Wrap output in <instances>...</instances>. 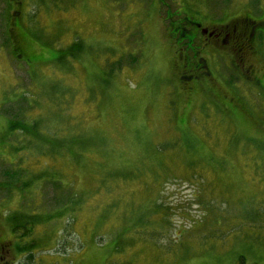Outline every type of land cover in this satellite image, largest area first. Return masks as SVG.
<instances>
[{
    "label": "rangeland",
    "instance_id": "1",
    "mask_svg": "<svg viewBox=\"0 0 264 264\" xmlns=\"http://www.w3.org/2000/svg\"><path fill=\"white\" fill-rule=\"evenodd\" d=\"M20 1L0 0V243H16L8 219L23 221L22 213L31 211L25 186L30 181L40 197L37 213L55 212L59 205L60 214L65 211L62 220L46 225L38 224L44 220L38 216L29 221L38 240L32 264H240V257L244 264H264V98L257 84L224 67L231 52L218 63L222 69L213 54L200 55L211 60L214 80L188 97L182 86L195 81L178 82L181 70L174 68L169 36L185 22L187 7L218 16L251 10L260 18L264 0ZM15 18L19 31L12 41L21 38L25 56L15 55L8 42ZM76 49L81 55L74 59ZM31 55L37 63L27 61ZM254 63L264 71V54ZM232 101L245 110L239 123L218 113ZM170 103L175 110L181 106L178 121L187 123L175 121ZM14 123L27 129L9 133ZM222 146L229 166L223 158L209 163L198 157L212 148L220 153ZM179 168L180 176L186 175L182 168L225 177L212 175L205 192H196L187 184L170 185L168 170ZM239 170L233 185L229 174ZM71 193L83 204L72 216ZM153 193H163L159 203L174 209L162 218L160 232L148 231L160 227ZM223 199L230 207L238 200L239 217L229 221L227 214L216 226L227 211ZM135 210L153 212L139 222ZM119 215L130 216L127 226L125 220L116 223ZM167 225L174 233L187 230L183 248H171L178 237L166 234ZM120 228L131 250L115 256L109 252L117 240L110 236ZM208 229L213 234L202 237Z\"/></svg>",
    "mask_w": 264,
    "mask_h": 264
},
{
    "label": "flooded vegetation",
    "instance_id": "2",
    "mask_svg": "<svg viewBox=\"0 0 264 264\" xmlns=\"http://www.w3.org/2000/svg\"><path fill=\"white\" fill-rule=\"evenodd\" d=\"M18 1L13 0V4L21 5V1ZM235 10L222 12L218 16L219 14L213 12H192V9L187 7L185 22H181L172 33L169 32L177 54V65L174 63V68L182 71L180 79L189 71L190 75L186 80L213 81V72L209 68L211 60L200 55L213 54L217 68L222 69L218 63L223 64V56L231 52L234 56L229 63L223 64L224 67L237 72L242 80H247L248 83H257L254 59L261 55L260 45L264 50V13L258 18L251 10L246 14H237ZM13 21L11 33L14 35L19 31L18 18ZM16 46L19 48L17 40ZM0 264L32 263L27 254L19 253L15 241L10 240L0 243Z\"/></svg>",
    "mask_w": 264,
    "mask_h": 264
},
{
    "label": "trees",
    "instance_id": "3",
    "mask_svg": "<svg viewBox=\"0 0 264 264\" xmlns=\"http://www.w3.org/2000/svg\"><path fill=\"white\" fill-rule=\"evenodd\" d=\"M261 22H263V21H261ZM175 26H172V28H174ZM13 34H11L10 36L8 35V42H9V44L11 45V51L16 55V54H20L21 56L22 55H24L25 56V54H26V52H25V49H24V47H22V44H21V38L19 37V38H17L16 40H17V42H18V47L19 48H17V46H16V42L15 41H12L13 40V36H12ZM14 45V46H13ZM77 46V45H76ZM75 46V47H76ZM260 47L262 48L261 49V54H264V50H263V47H262V45H260ZM80 49V51H83V50H81V48H79ZM76 51L78 52V53H73L74 54V59H76L78 56H80L81 54H80V52H79V50L78 49H76ZM27 61L30 63V64H34V63H37V61L39 60L38 58H35L33 55H31V56H28L27 58ZM176 64L177 65V59H176V57H175V59H174V61H173V64ZM257 70H256V72H257V74H256V79H255V81L257 82L256 84V88H258V89H260V95L264 98V71H262V72H260V68L259 67H257L256 68ZM182 72V71H181ZM180 74V73H179ZM185 75H183V78L182 79H180V77H178V82L182 85V84H184V83H187V82H189V81H193L192 79H189V80H186L187 79V77L190 75V73H189V71H187V72H185L184 73ZM182 75V74H181ZM206 80V79H205ZM234 79L233 78H231L230 80H228V83H229V85L231 86H233V84H234V81H233ZM208 82H211V81H209V80H206V81H204V80H200V81H195V84L193 85V86H191V87H183L182 86V88H183V90H184V94L185 95H188V97L189 96H192V95H194V93H195V90H196V93L197 92H199V89L197 90L196 88H198V86H203V84L204 83H208ZM213 84V83H212ZM215 84V83H214ZM204 86H206L205 84H204ZM180 88H181V86H180ZM206 88V87H205ZM209 91H213V88L212 87H210L209 88ZM186 92V93H185ZM202 96V95H201ZM220 99L222 98L221 96L219 97ZM174 99L177 101V106H178V101L180 100V98L177 96V95H175L174 94ZM217 100H218V98H216ZM189 102V101H188ZM214 102V101H213ZM263 102H264V100H263ZM237 103L239 104V102L237 101ZM237 103H235L234 104V102L232 101V102H230V106H227L228 108L226 109V111H222L220 108H218V113H221L223 116H226V117H224L225 119H228L230 122H232L231 121V118H235V120H233V123H239V122H237L238 120V117H239V115L242 113V112H245V110L243 111V109L241 108V106H239ZM180 104H181V106H182V100H180ZM188 104H190V103H187V105L186 106H184V108H186L185 110H186V112L187 111H189V109H190V107L188 106ZM170 105H171V109L172 110H174V119H175V121L177 122V123H180L181 125H184L185 123H187V120L185 119V118H183V120H179L178 121V110L180 109V107H178L176 110L174 109V104L173 103H170ZM263 113V112H262ZM264 114V113H263ZM193 117V116H192ZM264 117V116H263ZM20 122H22L23 121V119H21V120H19ZM192 121H193V118H191V120H190V123H192ZM263 128H264V124H263V126L261 127V129L260 130H263ZM15 129H22V130H25V129H27L26 128V126H25V123L24 124H20V125H16L15 123L13 124V125H8V132L9 133H11V132H13ZM223 150H224V147L222 146L221 147V152L220 153H216V152H214V150H213V148H212V151H211V153H209V155H207V156H202V155H200V153L198 152V157H201V158H205V160H207L208 162H209V160H210V162L212 161V160H214L215 158H223V156H222V154H223ZM198 151V150H197ZM229 157H232V155H230ZM232 159V162H233V157L231 158ZM223 160H224V163L226 164V166H229L230 164H232L231 162H228L227 161V159L226 158H223ZM237 160V159H236ZM238 161V160H237ZM209 162V163H210ZM206 165H208V164H206ZM211 165V164H210ZM209 166V165H208ZM212 166V165H211ZM215 167V166H214ZM236 167V166H235ZM217 168H219L220 170H222L223 169V167H222V165H220V166H218ZM181 170H183V171H185L186 172V175L185 176H180V168H179V171L178 172H175V173H173V172H171L170 170H168V173H170L171 175H173L172 177H170L169 179H171V180H173V182L172 183H170V185H172L173 183H182L183 185H185V184H187V185H189V186H191V188H193L196 192H198V191H200V189L202 190V191H204L203 189L205 188V187H207L208 186V184H207V178L209 179L210 177H212V175L213 176H215V175H217V177L216 178H218V177H225V176H222V175H224V174H222L221 172H217V171H212V175L211 174H209V173H207V172H205V171H202V170H200V172H199V170H196V172L194 171V170H192V169H190V170H184V169H182L181 168ZM36 175H38L39 176V179H38V181H40L41 182V174L40 173H37V171H36V173H35ZM239 175H241V170H239L238 171V174H234V175H230L229 174V176L232 178L231 179V182H232V184L233 183H237V180H236V178L239 176ZM31 176H33L32 175V173H31ZM29 180V179H28ZM33 183H30V181H27L26 182V185L25 186H27V187H30V189H29V193L30 194H32L30 197H31V202H32V204L30 205V209H27V211H30L29 213H26V214H24V213H22V220L23 221H21V220H18V218H16V215L14 216V217H10L9 216V219H8V226L7 227H9V229L8 230H10L11 229V231H12V233L14 234V236H16L19 240L21 239V240H23L24 238H28L29 239V242L28 243H21L20 244V241H19V243L17 242V238H16V245H17V248H18V251H19V253H22V254H27V256H29L28 257V260L31 262L33 259H34V256L32 255V251H31V249H32V247H33V245H36V242L38 241L36 238H34V234H35V229L34 228H32V224L33 223H31V222H29V221H32V220H34V218H37V216H38V220H41V219H44V220H42V222H40V223H38V224H41V225H46V224H49L50 223V221L51 220H62V216H63V214H64V212L62 213V215L60 214V205H59V207H58V210H56L55 212H52V213H37L36 211H38V207H39V205H38V202H37V200L40 198V197H36V194H39L38 192H36V191H34V193H33V186H35V185H32ZM196 184H202V186L201 187H197L196 186ZM234 185V184H233ZM112 189V186L110 185V186H108V189H107V191L109 190H111ZM165 191H166V189H165ZM164 191V192H165ZM163 192V193H164ZM205 192V191H204ZM163 193H159V194H155V193H153V195L151 196V197H153L154 199H156L155 200V202H157V207H158V210H156V212H157V215L159 216L158 217V223H159V228L157 229V230H148L149 232H160V229H161V227L163 226V223H162V218H165V215H170V217L171 216H173L174 215V209H172V208H170V206H168L167 207V209H164V207H163V205L161 204V203H159L160 202V200L163 198V196H162V194ZM35 197H34V196ZM70 198L68 199V205H69V208L71 209V212L69 211V214L72 216V211L75 209V212L77 211V209L79 208V209H81L82 208V206H83V204L81 203V204H79L78 203V198H79V196L78 195H75V194H72L71 193V196H69ZM219 197V196H218ZM203 198H205V194L203 195ZM57 199V197H54L53 198V200H56ZM222 201H225V203H227L228 201H226L225 199H223ZM207 202H211V203H214L215 201L214 200H210V201H207ZM237 202H238V200L237 199H235L234 201H232L231 203L233 204V206H229V204H228V207L226 208L227 209V211L226 212H221L222 214H220V218L219 219H217L218 221H215L216 222V226H220L221 224H222V222L224 221V219H225V216L228 214V220L229 221H232L233 219H235V220H237L238 219V217H239V213L237 212V210L235 209L236 208V204H237ZM206 202H204V204H205ZM204 208L205 209H210L207 205H204ZM214 211H215V207H213L212 208ZM151 212H153V211H151ZM151 212H147L146 214H150ZM216 212H218V213H220L219 211H216ZM133 213V212H132ZM28 214H29V218L27 217L28 216ZM146 214H143V213H140V212H138V211H134V213H133V215L137 218V220L139 221V222H142L141 221V219H138V218H140V217H146ZM71 216H69V218H71ZM129 217L130 216H126V215H119L118 216V219H117V222L116 223H118V224H120L119 222H118V220H125L126 222L124 223V224H122V227L124 226V225H128L129 224ZM75 218V217H74ZM227 218V217H226ZM164 222H168V220L167 219H164L163 220ZM204 222V220H202V221H200V223H203ZM217 222H218V224H217ZM210 224H208L207 225V228H208V226H209ZM169 225H167V231H166V234L168 233V232H171V234H175L176 235V237H178V241L176 242V243H174L173 245H171V248L172 249H176V247H179V248H183V244H184V239H185V237H186V235H188L187 234V230H184V232H178V229H176V233H174L172 230H173V225H172V229L171 228H169ZM25 231V232H24ZM209 231V232H208ZM213 232H214V230L211 232V230L210 229H208L203 235H202V237L203 236H211L212 234H213ZM19 234V235H18ZM189 235H191V234H189ZM145 236H146V233H145ZM110 237H113L115 240H117V244H116V246H114L112 249H111V251L109 252L110 254H112V255H118V254H125V252L127 251V250H131V247H129V246H127L126 244H124L126 241L125 240H122L121 239V228H120V230L117 232V233H115L114 234V236H110ZM95 238V237H94ZM137 238V237H136ZM138 239V238H137ZM159 239H160V237L158 238V240H157V242L159 243ZM33 240V241H32ZM141 240V239H140ZM32 241V242H31ZM43 241L44 240H41V243H43ZM141 241H143V240H141ZM144 242V241H143ZM47 243H49V249L51 248V245H50V241H48V239H47ZM157 247H158V245H157ZM153 248V247H152ZM159 248V247H158ZM52 249V248H51ZM154 249V248H153ZM120 254V255H121ZM240 264H244L245 263V259L243 258V257H240ZM55 264V263H54ZM113 264V263H112ZM115 264V263H114Z\"/></svg>",
    "mask_w": 264,
    "mask_h": 264
}]
</instances>
